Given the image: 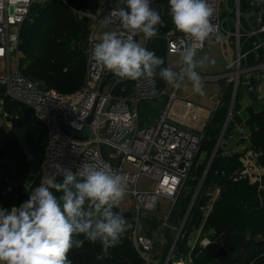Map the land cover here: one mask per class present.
Listing matches in <instances>:
<instances>
[{"label": "built area", "instance_id": "1", "mask_svg": "<svg viewBox=\"0 0 264 264\" xmlns=\"http://www.w3.org/2000/svg\"><path fill=\"white\" fill-rule=\"evenodd\" d=\"M41 1L45 0H4L3 7H0V84L4 88V94L31 108L35 116L47 127L48 139L41 165L43 174L44 169H47L49 174L54 172V165L57 164L75 171L83 162L97 165L107 162L122 175L125 182L131 184L126 193L132 197V204L120 206L117 211H130V216L125 218L130 227L125 234L140 258L145 263L151 262L153 239L138 229V223L144 213L152 212L159 198L170 201L171 210L188 176L214 108L207 110L189 100L178 98L175 91L167 92L164 87L159 88L155 79L153 82L144 79L132 80L128 87L123 83L127 79L112 75L106 82L109 84L108 88L103 91L104 84L101 85V82L107 70L97 66L91 59V50L94 44L99 42L93 37L92 31L96 25L104 24L112 31L123 34L118 21L113 19L105 23L120 8L115 7L113 1L101 11L103 0L92 10L77 11L80 18L85 17L89 21L84 48L85 74L77 89L60 92L47 87L42 81L24 76L18 67L21 55L18 50L21 25L31 4ZM162 1L164 0H152L151 6L157 9ZM207 3L213 9L210 20L214 30L198 50L213 42L221 45L224 36L231 39L236 49L233 57L225 58L220 48L225 59L223 72L219 76L204 77L207 80L223 78L231 85L228 116L216 139L215 148L222 144L225 148L226 142L229 141L239 140L246 143L239 151L242 152L239 165L226 176L222 170L219 171L226 179L236 181L254 173L260 150L250 146L249 129L245 124H234L228 131H225V126L240 77L254 74L257 80L264 79V61L245 63L246 53L251 52L253 58L258 59L264 47V13L253 16L254 24L251 28H242L238 16L239 0H232L230 12L226 11L224 0H207ZM164 24L162 21L158 30H161ZM162 37L165 40L166 59L171 53L181 54L183 47L189 42L186 35L174 33L172 30L163 31ZM250 37L254 38L249 41V48L242 49L243 41ZM142 44L145 46L144 39ZM166 66L169 67V64L166 63ZM247 90H251V87L247 86ZM161 96H166L165 108L148 124L139 123V102ZM3 106V99L0 98V118L5 121V129H9L13 113L4 110ZM85 127L86 134L83 133ZM140 176L151 179L154 182L153 188L138 190L136 182ZM218 193L219 187L214 186L211 196L199 206L203 218ZM12 206L19 205L12 203L7 209ZM169 212L163 220L168 217ZM181 227L180 224L176 234H179ZM202 228L201 222L188 233L186 244L190 250L194 246L203 247L209 242L208 237H201ZM171 251L172 247L165 258L156 264H190L189 254L173 256Z\"/></svg>", "mask_w": 264, "mask_h": 264}, {"label": "trees", "instance_id": "2", "mask_svg": "<svg viewBox=\"0 0 264 264\" xmlns=\"http://www.w3.org/2000/svg\"><path fill=\"white\" fill-rule=\"evenodd\" d=\"M99 1L45 0L32 3L20 30L24 50L21 52L18 67L22 74L30 79L42 81L47 87L60 92L77 89L82 84L85 74L84 48L89 32L88 19L80 18L77 11L92 10ZM156 10L165 24L153 39L145 41V47L163 58L162 67H165V40L162 32L166 30L178 32L169 15L168 0L162 1L161 6ZM252 38L254 37L243 41L242 49L249 48V41ZM263 58L262 51L258 59H254L252 53L248 52L245 63L253 64ZM155 80L159 88L164 87L166 82L159 76ZM216 80L223 94L210 123L205 127L203 140L183 187L179 190L166 217L167 223L165 222L161 229L162 238L156 239L150 233V229L158 230L160 217L155 214L149 218L145 216L142 220L149 227L146 235L153 239L150 251L152 261L145 263L124 233L121 242L110 248L109 254L103 259L97 258L101 254L99 243L92 244L85 241L81 248L73 246L68 253V259L72 264H156L165 258L170 247L173 256L189 254L190 264H264V108L256 112L248 109V117L241 121L235 113L236 105L233 102L225 126V131L237 123L248 127L250 146L260 150L254 173L236 181L226 179L224 176L239 165L242 152L223 154L221 146L215 148L205 171L231 98V85L223 90L225 80L223 78ZM131 82L132 80L127 79L123 83L129 87ZM0 98L4 102L3 109L13 113L9 130L0 126V147H4L3 149L12 157L27 163L34 175L27 187L21 185L16 189L15 202L20 205L28 198L29 193L40 185L44 177L41 165L48 130L31 108L6 96L1 84ZM201 155L203 157L200 159ZM220 170L223 171L224 176L219 173ZM60 179L61 177H57V180ZM200 180V188L218 186L219 193L212 200L210 210L203 218L199 206L204 204L211 194L196 192L181 230L174 240V236H170L171 228L176 226L174 224H177L185 214L193 188ZM0 186H4L2 182ZM55 194L60 195V193ZM201 222L203 228L212 231L209 242L203 247L194 246L190 250L186 244L187 235Z\"/></svg>", "mask_w": 264, "mask_h": 264}, {"label": "clouds", "instance_id": "3", "mask_svg": "<svg viewBox=\"0 0 264 264\" xmlns=\"http://www.w3.org/2000/svg\"><path fill=\"white\" fill-rule=\"evenodd\" d=\"M3 4L0 0V7ZM151 4L152 0H124V6L105 21H118L123 34L103 32L91 50V59L120 79L153 82L159 76L177 89L187 79L195 93L204 95L197 69H203L208 58L197 60L196 56L214 30L213 9L207 0H168L175 30L189 39L180 54L181 68L174 71L162 67L163 58L136 39L139 35L145 41L153 39L162 24ZM54 168L19 206L0 208V264H72L69 251L73 246L81 248L85 241L99 243L97 258L103 259L130 227L114 211L125 197L126 184L111 164L83 162L75 171L59 164Z\"/></svg>", "mask_w": 264, "mask_h": 264}, {"label": "rangeland", "instance_id": "4", "mask_svg": "<svg viewBox=\"0 0 264 264\" xmlns=\"http://www.w3.org/2000/svg\"><path fill=\"white\" fill-rule=\"evenodd\" d=\"M112 4L115 7H121L124 6V0H113ZM105 31H112L110 27L104 24H98L96 27L93 28L92 35L95 39L100 40L103 32ZM137 40L141 43H143V38L142 36H137ZM216 46V45H215ZM217 48V47H216ZM202 50V49H201ZM213 52V53H211ZM219 51L217 49L215 50L214 45L209 46L208 48H205L202 51L197 52L196 59L200 60L203 59L204 57H207L208 59L205 61V66L203 69L198 68L197 71L199 73H212L214 70L219 68V60L218 56ZM214 60L215 63L212 64L211 61ZM166 63L169 64V67H171L174 71H177L178 68L181 67V61H180V53H171L170 55L167 56V59L165 58V67ZM201 75V74H200ZM203 78L206 76H202ZM203 81V89H204V95H199L195 93L192 89L191 82L185 79L182 82V85L179 89L174 88L172 85L165 83L164 88L165 90L168 91H175V95L178 98L184 97L187 98L190 101H193L197 104H201L202 102H205L206 100H212L213 97L215 98V92L218 90V83L216 82H211L210 80L208 81ZM107 83L104 84V87L102 88L103 91H105L108 88ZM165 97H162L161 100L155 101L152 99H144L141 100L137 106L138 108V119L139 122L142 123L143 121H147L149 117H152L158 113V111L162 108L163 103H164ZM235 100H233L234 102ZM228 113V112H227ZM227 115V114H226ZM226 118V117H225ZM5 124V121L0 118V125ZM5 129V128H4ZM9 130V129H6ZM83 133H87V128L85 127ZM239 142V140H237ZM224 144H222L221 147H223ZM4 147H0V182L3 183V187L0 186V208L7 209L8 206L12 203H16L15 200L16 198V189L18 186H28L30 182L33 179V171L30 168V166L22 161L21 159H16L12 157L7 150L3 149ZM227 149V148H226ZM225 151L227 152L226 154L231 152V149L229 148L228 150ZM223 151V150H222ZM203 157V155L200 156V159ZM45 171V176L49 174V171L47 169H44ZM200 181L195 185L192 191V196L194 195L195 191L202 192L204 195H208L211 192V186H202L200 188ZM126 184V189L131 188V184L128 182H125ZM154 186V182L144 176H140L136 182V188L138 190L142 189H151ZM187 188L185 187V190ZM192 198V197H191ZM170 201L159 198L158 199V204L157 206L152 210L150 213H144L143 217L141 218V221L138 223V229L146 234V230H149L148 225L143 223V219L149 218V216L157 215L161 219H159V228L157 229H150V233L157 239L158 237L162 238V227L163 225L166 224L167 219H162L165 214H167L170 211V206L171 204L169 203ZM132 204V197L125 193V197L121 202L120 206H130ZM154 213V214H153ZM184 216V215H183ZM183 216L177 221V224H174L173 228H171V234L170 236L172 237L175 236L178 227L181 224V221L183 219ZM166 222V223H165ZM159 231V232H158Z\"/></svg>", "mask_w": 264, "mask_h": 264}, {"label": "crops", "instance_id": "5", "mask_svg": "<svg viewBox=\"0 0 264 264\" xmlns=\"http://www.w3.org/2000/svg\"><path fill=\"white\" fill-rule=\"evenodd\" d=\"M227 1L228 0H226V2ZM229 2H227L226 11L230 12L232 0H230ZM253 3H254V10L255 11H259L260 9L264 8V0H254ZM248 10H250L249 2L247 0H239V11L240 12H246ZM253 16L249 17V19H248V21L251 25L254 24L253 23ZM239 24L242 28H248L247 24L245 23V21L242 18L239 19ZM211 45H214L215 50L217 49V51H219V54H217V56H218V60H219L220 64H219V68L214 70V72H212V73L211 72L210 73H203V74L200 73L201 78L204 81L205 80L208 81V80L206 78H203L202 76H212V75L219 76L223 72L225 59L220 52V48L223 50L225 58L233 57L236 54L235 46L231 42V39L227 38L226 36H224L221 45L213 42V43L207 44L205 46V48H208ZM205 48H203L202 50H204ZM263 48L261 51H262V55L264 57ZM202 50H199V51H202ZM211 53H213V52H211ZM261 61H264V58L261 59ZM210 81L218 83L217 80H210ZM247 86L248 87L250 86L251 90H247ZM220 93H221V86L219 85L218 90L215 92L216 96H215V98L213 97L212 100H208V101L206 100L205 102H202L200 105L193 102V101H191V102L198 105V106H201L204 109L212 110L215 107V104L219 98ZM162 97L163 96L158 97V98H154L152 100L159 101L162 99ZM181 99L188 100L187 98H184V97H181ZM234 100H235L234 104L236 105L235 113L238 115V117L241 119V121L245 120L248 117V109L256 112V111H259L260 109L264 108V79L263 80H257V78H255L254 74H246V75L241 76L238 87H237L235 94H234ZM165 104H166V98L164 100L162 108L158 111V113L165 108V106H166ZM137 113H138V108H137ZM156 115L149 117L147 121H143L141 124H148L151 119L156 117ZM138 122H139V119H138ZM0 126L5 128V124L0 125ZM244 144H246V143L241 142V141L240 142H237V141L226 142V147L225 148L222 147L223 154L227 153L225 151L226 148H227L226 150H228L230 148L231 152H239L243 148ZM44 177H45V174H44ZM212 189H211V191H212ZM211 234H212V231L210 229H207V228L201 229V234H200L201 237L205 236V237L209 238Z\"/></svg>", "mask_w": 264, "mask_h": 264}, {"label": "water", "instance_id": "6", "mask_svg": "<svg viewBox=\"0 0 264 264\" xmlns=\"http://www.w3.org/2000/svg\"><path fill=\"white\" fill-rule=\"evenodd\" d=\"M112 1H113V0H103V2H102V7L100 8V11L103 10L104 7L107 6V5H108L110 2H112ZM157 1H158V0H155V2H157ZM247 1H248L249 4H250V10H248V11H246V12H239L238 16H239L240 18H242V19L245 21V23L247 24L248 28H251L252 26H251V24H250L249 21H248L249 17H251V16H253V15L257 14V13H259V14L264 13V8L260 9L259 11H255V10H254V3H253L254 0H247ZM224 2H225V6H226V5H227L226 0H224ZM18 50L21 51V52L24 50V43H23L22 41L18 44ZM263 50H264V48H263ZM112 75H114V74H112L110 71L107 70L106 74L104 75V77H103V79H102L101 85L105 84V83L108 81L109 77H111ZM206 79H207V78H206ZM228 85H229V82H226V83H225V86L223 87V90H224ZM222 94H223V91H221V93H220V95H219V98H218V100H217V102H216V104H215L214 111H213V113H212V115H211V117H210V120H211V118H212V116H213V114H214V112H215V109L217 108V106H218V104H219V102H220V99H221ZM227 116H228V113H227L226 117H227ZM210 120H209L208 123H210ZM73 132H74V131H73ZM202 138H203V137H202ZM202 138H201V140H202ZM214 150H215V145H214V148H213V150H212V152H211V154H210V157H209V159H208L207 165H206V167H205V171H206V168H207V166H208V163H209V161H210V158H211V156H212ZM194 157H195V156H194ZM205 171H204V172H205ZM199 184H200V183H199ZM195 194H196V191H195L194 195L192 196L191 201H190V203H189V205H188V208H187V210H186V212H185V214H184V216H183V219H182V221H181V225L183 224V222H184V220H185V217H186L187 212H188V210H189V208H190V206H191V204H192V202H193V199H194V197H195ZM120 213L124 216V218H128V217L130 216V214H131L129 210H127V211H122V212H120ZM177 236H178V233L176 234L175 239H176Z\"/></svg>", "mask_w": 264, "mask_h": 264}]
</instances>
